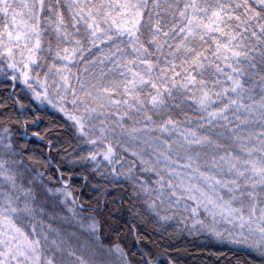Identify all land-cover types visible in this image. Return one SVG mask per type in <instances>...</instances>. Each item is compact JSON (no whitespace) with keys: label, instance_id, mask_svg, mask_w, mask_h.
I'll return each instance as SVG.
<instances>
[{"label":"snow or ice","instance_id":"snow-or-ice-1","mask_svg":"<svg viewBox=\"0 0 264 264\" xmlns=\"http://www.w3.org/2000/svg\"><path fill=\"white\" fill-rule=\"evenodd\" d=\"M0 82V264H264V0H0Z\"/></svg>","mask_w":264,"mask_h":264},{"label":"trees","instance_id":"trees-1","mask_svg":"<svg viewBox=\"0 0 264 264\" xmlns=\"http://www.w3.org/2000/svg\"><path fill=\"white\" fill-rule=\"evenodd\" d=\"M5 87L11 91V84H5L0 82V93H3ZM2 96H0V100H2ZM37 115L41 116V128L50 127L49 121L52 119L51 116H48L44 113H37ZM56 116V114H53ZM59 127V125H57ZM30 135V134H29ZM41 142L33 141L31 147L36 150L38 154L40 152ZM57 147H62L61 145H57ZM45 153H47L48 149H44ZM71 151V149H69ZM76 179H79V174H76ZM76 185H74L75 187ZM91 184H89L88 188L91 189ZM108 189H113L115 186L105 185ZM123 193V189L119 188V190L114 191L113 195L119 199ZM97 193L94 191L86 190L83 193L82 199H90L94 198ZM102 199H106L107 201H111L113 197L107 196L102 197ZM125 199V208L127 207V197L124 196ZM114 218L109 220V223L113 225L118 231L107 230L108 238L110 240H124V233L126 231L125 221L127 220L128 213L124 212L121 215L120 212H117L115 208L112 209ZM169 245H174L169 247V252H172L179 259V264H214L217 257L221 258V261L228 257H233V252L230 250V246L220 245L215 243L214 241H210L208 238L204 236H189L187 234L181 235L175 239V241H168ZM179 250V251H178ZM215 254V255H213ZM242 259V257H241ZM233 264H236L235 258H233Z\"/></svg>","mask_w":264,"mask_h":264}]
</instances>
